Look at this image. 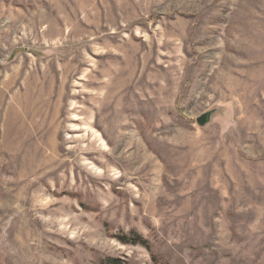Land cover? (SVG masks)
<instances>
[{"label":"rangeland","instance_id":"rangeland-1","mask_svg":"<svg viewBox=\"0 0 264 264\" xmlns=\"http://www.w3.org/2000/svg\"><path fill=\"white\" fill-rule=\"evenodd\" d=\"M111 257L264 264V0H0V264Z\"/></svg>","mask_w":264,"mask_h":264},{"label":"trees","instance_id":"trees-1","mask_svg":"<svg viewBox=\"0 0 264 264\" xmlns=\"http://www.w3.org/2000/svg\"><path fill=\"white\" fill-rule=\"evenodd\" d=\"M122 243L124 244H131V245H141L145 248L149 249V244L146 240H144L142 237L138 235H133V237L128 238L126 236L118 238ZM98 264H123V262L118 258H105L99 261Z\"/></svg>","mask_w":264,"mask_h":264},{"label":"water","instance_id":"water-1","mask_svg":"<svg viewBox=\"0 0 264 264\" xmlns=\"http://www.w3.org/2000/svg\"><path fill=\"white\" fill-rule=\"evenodd\" d=\"M211 116L212 114L211 113H206L204 115H202L201 117H199L197 119V123L200 125V126H205L211 119Z\"/></svg>","mask_w":264,"mask_h":264}]
</instances>
